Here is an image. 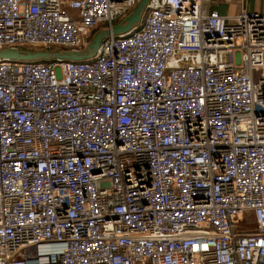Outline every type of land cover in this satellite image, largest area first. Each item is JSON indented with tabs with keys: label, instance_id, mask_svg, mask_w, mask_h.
Here are the masks:
<instances>
[{
	"label": "built area",
	"instance_id": "2783aa9c",
	"mask_svg": "<svg viewBox=\"0 0 264 264\" xmlns=\"http://www.w3.org/2000/svg\"><path fill=\"white\" fill-rule=\"evenodd\" d=\"M137 1L0 0V49ZM0 264H264V13L147 0L89 58L0 57Z\"/></svg>",
	"mask_w": 264,
	"mask_h": 264
},
{
	"label": "water",
	"instance_id": "95a60500",
	"mask_svg": "<svg viewBox=\"0 0 264 264\" xmlns=\"http://www.w3.org/2000/svg\"><path fill=\"white\" fill-rule=\"evenodd\" d=\"M147 0H138L132 10L124 16L122 21L114 23L111 29L96 30L88 45L81 50L70 49H29L4 47L0 49V57L21 60V61H40L41 59L53 60H80L92 56L99 46L101 40L110 33L128 31L133 24L138 23L146 8Z\"/></svg>",
	"mask_w": 264,
	"mask_h": 264
},
{
	"label": "crops",
	"instance_id": "0c3cea01",
	"mask_svg": "<svg viewBox=\"0 0 264 264\" xmlns=\"http://www.w3.org/2000/svg\"><path fill=\"white\" fill-rule=\"evenodd\" d=\"M241 7L247 10H257L264 13V0H203V8L206 10L216 9L220 14L225 15L228 19L240 10ZM241 222L251 225L249 228L238 227ZM254 227V217L250 211H245L242 220L236 223V228L240 231H250Z\"/></svg>",
	"mask_w": 264,
	"mask_h": 264
},
{
	"label": "rangeland",
	"instance_id": "374dc122",
	"mask_svg": "<svg viewBox=\"0 0 264 264\" xmlns=\"http://www.w3.org/2000/svg\"><path fill=\"white\" fill-rule=\"evenodd\" d=\"M46 49H56V48H46ZM242 220V219H241ZM239 222V221H238ZM241 226H239V223H238V227L240 228V227H243V228H249L251 225H246V222H241V224H240Z\"/></svg>",
	"mask_w": 264,
	"mask_h": 264
},
{
	"label": "trees",
	"instance_id": "16d2710c",
	"mask_svg": "<svg viewBox=\"0 0 264 264\" xmlns=\"http://www.w3.org/2000/svg\"><path fill=\"white\" fill-rule=\"evenodd\" d=\"M27 47V46H26ZM30 48V47H29ZM32 48V47H31ZM42 62H49V60L41 59Z\"/></svg>",
	"mask_w": 264,
	"mask_h": 264
}]
</instances>
